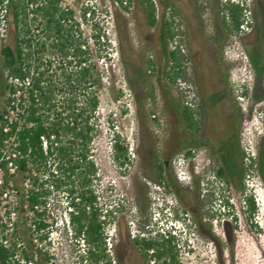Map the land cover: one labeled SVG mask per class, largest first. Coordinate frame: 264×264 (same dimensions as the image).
Returning a JSON list of instances; mask_svg holds the SVG:
<instances>
[{"label":"trees","instance_id":"trees-1","mask_svg":"<svg viewBox=\"0 0 264 264\" xmlns=\"http://www.w3.org/2000/svg\"><path fill=\"white\" fill-rule=\"evenodd\" d=\"M64 1L9 0L12 44L0 43V86L9 93L0 113V165L5 172L6 183L10 177L17 190V221L10 233L12 240L9 247L0 246V264H30L34 261L31 242L18 247L17 222L23 217L29 220L27 214L32 211L34 216L27 227V236L30 232L49 228L46 222L49 201L56 194L66 199L74 238L78 244L83 242L84 254L79 252L81 259L90 264L116 263L108 253L106 228L109 219L112 221L111 218L121 209L120 206H98L94 183L99 180V175L92 148L100 132V94L103 90L114 89L115 85L112 79L105 82L104 71L99 64L101 60H108L101 53V48L109 49L110 43L106 33L95 23L92 28L96 47L93 61L88 40L83 38L80 27L83 21L93 20L96 11L92 6L83 4L80 22H77L75 11L64 7ZM119 2L127 10L123 0ZM138 2L146 26L158 30L160 49L158 60L142 58L139 76L144 95L140 107L147 117L157 121L155 105L160 92L158 94L162 95L166 108L163 113L171 114L175 120L167 152L164 155L155 152L154 180L162 184L166 191L174 193L177 203L184 207L185 217L175 218L176 221H191L196 234L214 241L211 225L202 213H194L189 203V196L199 191L200 179L197 176L194 178L192 190L188 192L173 173L171 158L182 148H208L216 154L215 159L219 163L214 171L215 177L227 183L234 182L237 189L244 193L246 170L241 151V132L244 123L251 118L252 109L244 111L231 95L229 67L224 61L220 41L221 35L225 38L239 31L243 9L231 2L213 0L218 30L222 33L214 36L218 43L215 55L231 107L228 126L230 145L224 149L225 153L222 150L219 153L209 138L201 137L200 113L186 107L181 98L174 95L173 87L177 79H189L184 67L185 57L169 48L173 31L164 10L170 7L178 14L175 0H162L166 8L159 14L153 0ZM113 92L115 102L123 99V90ZM7 114L8 118H5ZM10 140V148L5 153V141ZM120 141V135L112 132L113 159L122 168L130 161V151L129 146L121 145ZM190 150L188 156L192 154ZM9 162L16 167L15 173L10 175ZM261 177L264 182V168ZM225 203L228 205V201ZM243 203L246 211L255 215L257 208L253 197H244ZM151 204L147 205V209L151 208ZM143 213V209L139 208L138 214L141 216ZM152 225V215L149 214L138 234L130 239L142 263L181 264L177 232L172 228L155 231ZM6 229L0 214V232L5 234ZM48 235L49 232L39 239L44 241ZM49 259L40 256L42 262Z\"/></svg>","mask_w":264,"mask_h":264},{"label":"rangeland","instance_id":"rangeland-1","mask_svg":"<svg viewBox=\"0 0 264 264\" xmlns=\"http://www.w3.org/2000/svg\"><path fill=\"white\" fill-rule=\"evenodd\" d=\"M153 1L160 11L166 8L162 0ZM114 2L65 0L63 3L73 8L77 22H80L83 4L95 9V18L83 21L80 27L83 38L88 40L93 61L96 47L92 28L95 23L106 33L110 43L109 49L101 48V53L108 60H101L99 64L104 71L105 82L112 79L115 85L114 89L103 90L100 94V132L92 148L99 175V180L94 183L98 206H120L121 209L111 218L112 221L109 219L106 228L108 253L116 261L112 264H143L130 239L138 234L149 214L152 215V230L166 231L172 228L179 235L181 264H264V184L261 177L264 168V0L249 1L252 21L249 33L235 36L234 32L225 38L224 35L220 36L222 55L229 67L227 73L231 95L244 111L252 109L251 118L244 123L241 132V151L246 170L244 193L237 189L234 182L213 179L219 163L215 159L216 154L205 147L194 151L193 156L197 159L196 162L192 160L189 166L191 183H182L177 179L188 192L192 190L194 178L197 176L200 179L199 191L189 196V203L191 210L202 213L205 221L211 225L214 241L196 234L191 221H176L175 218L185 217L184 207L177 203L174 193L166 191L162 184L154 180L155 152L160 155L167 152L175 126L173 116L163 113L166 108L162 95L158 94L160 92L157 93L155 105L157 121L147 117L140 107L144 95L139 76L142 58L159 59L158 30L146 26L138 0H129L128 10ZM175 3L186 28L187 57L184 67L189 79L179 78L191 82L198 93L202 122H208V126L202 129L201 137L209 138L216 152L221 153L222 150L225 153L224 149L230 145L228 126L231 107L215 55L218 43L214 36L222 33L218 30L213 11L214 2L175 0ZM0 43L12 44L10 23L8 37L6 41L0 40ZM173 88L175 97L182 100L176 83ZM118 89L123 90L124 97L115 102L113 91ZM8 96L9 93L0 86V113ZM240 97L243 99L240 100ZM148 109L147 106L146 113ZM112 132L120 135L121 145L129 146L130 161L122 168L113 159ZM243 142L254 147V168L246 166ZM185 151L188 150L182 148L172 156L171 166L173 159ZM195 163H198L199 174L193 173ZM172 170L175 174L173 166ZM202 184H205V193ZM245 193L255 201V215H250L245 209ZM225 201H228V205ZM150 202L151 208L147 209ZM50 203L46 219L52 221L53 229L49 239L41 242V252L32 264H90L81 259L79 252L84 254L82 247L75 242L74 232L65 222L66 199L56 194ZM139 208L144 212L141 216L138 214ZM29 221L24 217L18 220V242L29 241L35 246L31 241L32 233L26 234ZM46 253L50 260L42 262L40 256L45 257Z\"/></svg>","mask_w":264,"mask_h":264},{"label":"built area","instance_id":"built-area-1","mask_svg":"<svg viewBox=\"0 0 264 264\" xmlns=\"http://www.w3.org/2000/svg\"><path fill=\"white\" fill-rule=\"evenodd\" d=\"M250 0H224V3L226 2H231L236 5H239L243 9V22L240 26L239 31L235 32V36L241 35L244 32L249 33L252 30V21L250 20L251 18V11H250ZM116 5H119L120 2L119 0H115L114 2ZM129 0H123V6L129 9ZM87 5V4H86ZM9 0H0V40L1 41H6L9 33V15H10V10H9ZM64 7H66L64 5ZM160 13V10L157 9V14ZM165 18L171 23V29L173 31V36L172 39L169 42V48L171 51H176L179 52L181 55H183L185 58L187 57V45L185 43V32L186 28L184 25L183 20L181 17L176 14L170 7L166 8L164 10ZM176 87L179 90L181 96H182V101L183 104L188 107L189 109L195 111L198 108V103H199V96L196 91V88L193 86V84L189 81L182 80V79H177L176 81ZM242 95H246L243 92H241ZM240 100L243 99V97L239 98ZM5 118H8V114L5 116ZM7 129H5L6 131ZM10 141H5V153L7 150L10 148ZM243 151H244V160L246 163V166L250 168H254L256 166V153L254 152V147L250 145V143H244L243 142ZM187 152H182L178 154L172 161V166L174 168L175 176L177 179L186 184L191 183V174L189 173V166L190 163L196 162V156H193L192 159L187 157ZM195 155V154H194ZM193 160V162H192ZM8 170H9V175L14 174L16 171L15 165H13L12 162H9L8 164ZM200 169L198 167V163H195L193 165V173L199 174ZM213 179H217L215 175L212 176ZM204 187L203 192L205 193V184H202ZM248 194L245 193L244 197H247ZM53 197V196H52ZM252 197V196H251ZM52 201V199H50ZM49 201V209L51 203ZM17 206V190L14 187L13 181L10 177H8V182L6 183L5 181V172L2 169L0 165V214L3 218V222L6 224L7 229L5 234H2L0 232V246H4L6 248L9 247L10 245V233L14 230L15 226L14 223L17 221V213L15 211V207ZM70 209L67 208V211L65 212V215L67 216L66 219V224L67 227L73 232L71 229V226L69 224V219L67 212H69ZM29 218V222H31V218L34 216V212H29L27 214ZM46 222L50 225L49 228L46 230H41L40 232L33 231L32 236L33 238L31 241L34 243V258L38 256L39 250L41 251L42 243L44 241H41L39 237L43 234H46L49 232V235L51 233V230L53 229L52 226V221L48 222V219H46ZM31 224V223H30ZM29 224V225H30ZM31 228L34 229V226L31 225ZM48 235V239H49ZM83 242L81 241V246L82 249L84 245L82 244ZM79 244V245H80ZM24 243L19 242L18 247L23 246ZM31 262L30 264H32Z\"/></svg>","mask_w":264,"mask_h":264},{"label":"flooded vegetation","instance_id":"flooded-vegetation-1","mask_svg":"<svg viewBox=\"0 0 264 264\" xmlns=\"http://www.w3.org/2000/svg\"><path fill=\"white\" fill-rule=\"evenodd\" d=\"M201 110H202V108H201L200 101H199V103H198V108H197L195 111H198V113H201ZM200 118H201V121H202V117H200ZM205 122H206V121L202 122V129H203V126H204ZM201 132H202V130H201ZM259 142H260V141L257 142L258 150H259V146H260V143H259ZM198 149H199V148H198ZM187 150L189 151L190 149H187ZM195 150H197V149L190 150L192 154H191V156H188V155H187V157L191 159V158L193 157L194 153H195V152H194ZM187 153H188V152H187ZM263 184H264V182H263ZM47 239H48V238H46L45 241H46ZM75 242H76V240H75ZM76 243H77V242H76ZM45 255H46L45 258H50V257L48 256L47 253H46ZM49 260H50V259H49Z\"/></svg>","mask_w":264,"mask_h":264},{"label":"crops","instance_id":"crops-1","mask_svg":"<svg viewBox=\"0 0 264 264\" xmlns=\"http://www.w3.org/2000/svg\"><path fill=\"white\" fill-rule=\"evenodd\" d=\"M206 126H208V122H207V121L205 122V124H204V127H203V128H205Z\"/></svg>","mask_w":264,"mask_h":264},{"label":"clouds","instance_id":"clouds-1","mask_svg":"<svg viewBox=\"0 0 264 264\" xmlns=\"http://www.w3.org/2000/svg\"><path fill=\"white\" fill-rule=\"evenodd\" d=\"M245 205V204H244ZM83 250V249H82Z\"/></svg>","mask_w":264,"mask_h":264}]
</instances>
